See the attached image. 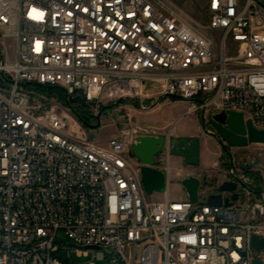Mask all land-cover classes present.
Listing matches in <instances>:
<instances>
[{"label": "built area", "instance_id": "obj_1", "mask_svg": "<svg viewBox=\"0 0 264 264\" xmlns=\"http://www.w3.org/2000/svg\"><path fill=\"white\" fill-rule=\"evenodd\" d=\"M207 12L223 33L219 49L161 0H0V37L16 40L14 59L0 42V264H63L59 231L69 255L90 256L89 264L262 259L251 238H264V176L232 156L225 180L238 182L239 195L224 193L230 205L172 199L167 190L151 200L133 153L145 127L129 122L130 136L122 127L102 145L75 112L82 104L70 102L82 90L89 107L129 95L147 110L151 81L157 101H188L206 120L240 111L264 129V4L208 0ZM28 83L59 86L69 103ZM170 154L167 146L156 167L165 171Z\"/></svg>", "mask_w": 264, "mask_h": 264}, {"label": "rangeland", "instance_id": "obj_2", "mask_svg": "<svg viewBox=\"0 0 264 264\" xmlns=\"http://www.w3.org/2000/svg\"><path fill=\"white\" fill-rule=\"evenodd\" d=\"M161 1L165 2L168 6L178 11L182 18L195 27L198 31L212 38L216 47L219 49L223 33L220 30H213L209 27V15L207 12L208 0ZM261 1L264 4V0ZM0 42L3 43L6 58L14 59L16 51L15 38L13 36L3 35L0 37ZM228 49L229 53H234V47L231 42H228ZM150 82L151 81H149L148 85H152ZM26 88L36 92V95L38 96L39 94H43L49 98H54L47 95L42 89L31 88L27 85ZM156 96L157 94L154 95L153 98L150 97L147 100L146 106L149 108L147 110L141 108L140 104L134 102V100L131 99L129 95H116L112 98H104L99 107H89L87 110L88 114H91V119L89 118L90 121L88 122V126L84 127L87 136L90 139L105 145L109 139L116 135L125 124L131 122L134 125L145 127L146 133L163 134L170 139L173 137H188L190 139L197 137L205 143V139L210 137L212 140L211 144L213 145L210 152L211 159L213 161L216 160L218 157L217 152H220L221 150L222 157L220 159V164L221 168H223V172L227 173V171L232 166V156H235L237 161H240L244 156H247L248 158L258 157L262 167L254 166L249 170V173H251L255 179H263L264 143H253L247 147L226 146L210 132L214 131V128L209 124V119L207 118L206 120V116H204L203 112L200 116V123L196 118L197 113L186 112L190 106L188 101L168 100L165 97H162L157 101ZM199 124L204 135L202 133H197L191 136L182 135V132L186 130L184 126L190 125L188 130L199 131ZM162 157L163 155L160 153L156 158L161 159ZM156 163H158L156 164L157 166L160 165L159 162ZM209 173L213 174L211 183H218L216 182L217 172L210 171L205 175ZM169 188L172 199H178L181 197L180 195L183 193L181 183H179L177 180H171ZM149 198L151 200H163L165 198V193L164 191H154L149 195ZM56 245L58 246V252L56 253V256L63 264H89V261L91 260L90 256H80L76 250H73L69 255L66 248L71 246V242H69V239L66 237L63 231L58 232ZM261 255L262 259L264 260V252Z\"/></svg>", "mask_w": 264, "mask_h": 264}, {"label": "water", "instance_id": "obj_3", "mask_svg": "<svg viewBox=\"0 0 264 264\" xmlns=\"http://www.w3.org/2000/svg\"><path fill=\"white\" fill-rule=\"evenodd\" d=\"M70 102L87 104L86 97L82 90H77L74 96L70 97ZM93 103V102H92ZM209 124L214 128L216 137L229 147H247L252 143H264V129L256 128L251 120H245L243 112L228 110L211 114ZM94 126V125H91ZM170 147L172 155L181 156L186 164H201V140L197 137H173L168 138L163 134H140L135 138L133 152L135 156L143 163L141 167L142 181L147 193L154 191H166L168 186L167 173L156 167V156ZM254 166L262 167L259 158L255 162H248L247 158L242 160L240 167L242 169H251ZM213 177L209 173L203 177L190 175L182 180V184L187 192L188 198L192 201H199L203 192L206 201L212 205H230L228 199L224 200V193L233 192L232 199L238 198L237 181L224 180L214 186L205 185ZM251 245L256 250L264 251V238L253 235ZM255 264H264L261 258L255 259Z\"/></svg>", "mask_w": 264, "mask_h": 264}, {"label": "crops", "instance_id": "obj_4", "mask_svg": "<svg viewBox=\"0 0 264 264\" xmlns=\"http://www.w3.org/2000/svg\"><path fill=\"white\" fill-rule=\"evenodd\" d=\"M159 91H160V88H159L158 83H156L155 86L148 85L146 88V93L148 94V96H154V95L158 94ZM189 108H190V106H189ZM189 108L186 110V112L187 113H197L196 118H197V121H199V123H200V116L202 114V111L189 112ZM184 127L186 128V130L184 129L185 131L182 132V135H184V136H191V135H194L197 133L203 134V130H202L200 124H199V127H200L199 131L188 130L190 125H187ZM207 137H209V136H207ZM211 141L212 140L210 139V137L205 139V143H204V141H201V164L198 166L186 164L183 157L170 154L168 163L165 167V171L167 173V179H168V186H167L166 190L169 193H171L170 188H169L171 180H177L179 183H181V188L183 191V193L180 195L181 197H179L178 199L188 198L187 192H186V190L182 184V180L184 178L190 176V175H196V176L202 177L207 172L215 171V172H217V179H216L217 181L216 182L219 183V182H222L223 180H225L226 172L222 171L223 168H221V164H220V159L222 157L221 150H220V152L219 151L217 152L218 157L216 160L213 161L211 159V156H210V152H211L212 146H213L211 144ZM216 184L213 182L211 183L212 186H214ZM206 194H207V190L205 192H203L201 196L205 197Z\"/></svg>", "mask_w": 264, "mask_h": 264}, {"label": "trees", "instance_id": "obj_5", "mask_svg": "<svg viewBox=\"0 0 264 264\" xmlns=\"http://www.w3.org/2000/svg\"><path fill=\"white\" fill-rule=\"evenodd\" d=\"M27 86L31 88H35V89L37 88L42 89L43 91H45L47 95L57 98L58 100L66 104L69 103V99H68L66 91L59 86L41 85V84H32V83H28ZM173 100L176 101L177 99H173ZM75 112L77 116L79 117L80 121L83 123L84 127H87L88 122L91 119V114H89L90 115V119H89V118H86L82 113H80L78 109H75Z\"/></svg>", "mask_w": 264, "mask_h": 264}, {"label": "flooded vegetation", "instance_id": "obj_6", "mask_svg": "<svg viewBox=\"0 0 264 264\" xmlns=\"http://www.w3.org/2000/svg\"><path fill=\"white\" fill-rule=\"evenodd\" d=\"M79 111H80V113H82L86 118H90V115L88 114V112H87V110H88V108H89V106L88 105H77V107H76ZM214 135H215V133H214ZM213 135V136H214ZM215 137H216V135H215ZM157 157V156H156ZM244 158H247L248 159V162H255V160H256V158H258V157H254V158H248L247 156H244L240 161H238V163H239V165H241V163H242V160L244 159ZM157 159V158H156ZM210 183H211V180H209V182L207 183V184H205V185H209V186H211L210 185Z\"/></svg>", "mask_w": 264, "mask_h": 264}, {"label": "bare ground", "instance_id": "obj_7", "mask_svg": "<svg viewBox=\"0 0 264 264\" xmlns=\"http://www.w3.org/2000/svg\"><path fill=\"white\" fill-rule=\"evenodd\" d=\"M154 134V133H146ZM123 136H130V127H123ZM143 164H136V172H141V167Z\"/></svg>", "mask_w": 264, "mask_h": 264}]
</instances>
